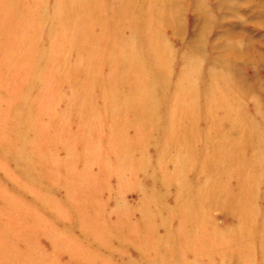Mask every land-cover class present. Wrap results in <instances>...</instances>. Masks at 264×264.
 <instances>
[{
    "label": "rangeland",
    "instance_id": "1",
    "mask_svg": "<svg viewBox=\"0 0 264 264\" xmlns=\"http://www.w3.org/2000/svg\"><path fill=\"white\" fill-rule=\"evenodd\" d=\"M0 119V264H172L225 190L264 264V0H0Z\"/></svg>",
    "mask_w": 264,
    "mask_h": 264
},
{
    "label": "bare ground",
    "instance_id": "2",
    "mask_svg": "<svg viewBox=\"0 0 264 264\" xmlns=\"http://www.w3.org/2000/svg\"><path fill=\"white\" fill-rule=\"evenodd\" d=\"M1 124H2V120L0 119V126H1ZM173 161H175V160H173ZM184 161H186L185 157H183L182 160L179 161V165L177 164V162H174V164H175V166L182 169V166L180 164H183ZM125 166H126L125 162H123V164H122V162L117 161V167H119L120 172L123 168H125ZM222 195H224V197H221V199L219 197L218 198H211L210 202L211 201H212V203L215 202L214 206H216L217 205L216 203H218V201H221V200L224 201V203H226V200H227L226 196L229 195L228 190L223 191ZM214 206L211 205V203L206 204L202 198L199 200V203L197 204L196 207L193 205H191V206L183 205L182 206V209L178 214L180 224L182 226H185V225L191 226V227L193 226V228H195L203 236L204 246H203L202 242L199 244L200 245L199 246L198 244L190 243L189 241L185 240L187 235L190 233L191 229L185 230L186 227L178 228L177 233L180 236L181 240H180V244H179L178 248L176 249L178 254L172 255L169 257V260H174V262L172 264H181V261H182V264H203V262L208 263V264H214V262L212 261L214 254L209 252V251H212V249L210 248L212 246L211 245L212 243H218V240H219L218 234L222 233V232L219 231V229H220L219 227H217V226L214 227L215 224H212L210 226V228H205L203 225L206 221H209L210 219L213 220V218H214L213 214L215 213L216 208H217ZM212 207H214V208L211 209ZM239 208H242V206L238 203L237 209L235 211L236 214H234V217H235L234 220H236L238 217H240L239 221H241V222H239V221L238 222L241 225L238 226V222H237V225H236L237 227L243 226V224H242L243 217L241 216V210ZM220 210H226V208L225 209L220 208L219 211ZM252 215H254L253 211H252ZM248 216H249V213H248ZM199 227H201V228L198 229ZM96 230L97 229L93 228V230H91L90 233L93 236L97 237L100 235V232L96 231ZM235 231L237 233L241 234L239 228H235ZM59 237H60L59 240L63 239V236L60 234H59ZM212 237H213V239L211 241L210 239ZM221 244H222V248L224 249V251L221 253L222 256L220 258H224V260L230 258L231 260L236 261L237 264H253L258 259L257 255L253 256L252 247H251L252 253L245 251L243 249L233 248L230 251L231 254L228 257H226V254L229 251L228 248L231 246L232 247L235 246L237 244V242L235 239L226 238L225 240L222 241ZM213 246H216V245H213ZM205 248H206L205 251L209 250L208 252H206V254L204 251ZM188 252L193 254L190 259H187L185 256V254ZM178 255H179V257H178ZM253 259H254V261H253ZM260 259H261V261H264V256H261ZM169 260H166V262Z\"/></svg>",
    "mask_w": 264,
    "mask_h": 264
},
{
    "label": "clouds",
    "instance_id": "3",
    "mask_svg": "<svg viewBox=\"0 0 264 264\" xmlns=\"http://www.w3.org/2000/svg\"><path fill=\"white\" fill-rule=\"evenodd\" d=\"M239 46L242 48L244 46L243 41L239 42Z\"/></svg>",
    "mask_w": 264,
    "mask_h": 264
}]
</instances>
